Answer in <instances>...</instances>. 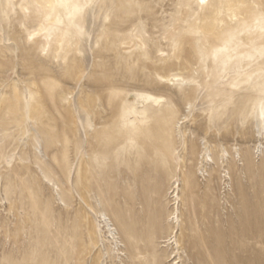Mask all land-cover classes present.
Listing matches in <instances>:
<instances>
[{"label": "rangeland", "instance_id": "1", "mask_svg": "<svg viewBox=\"0 0 264 264\" xmlns=\"http://www.w3.org/2000/svg\"><path fill=\"white\" fill-rule=\"evenodd\" d=\"M34 5L0 12V264H264V0H110L28 55Z\"/></svg>", "mask_w": 264, "mask_h": 264}, {"label": "bare ground", "instance_id": "2", "mask_svg": "<svg viewBox=\"0 0 264 264\" xmlns=\"http://www.w3.org/2000/svg\"><path fill=\"white\" fill-rule=\"evenodd\" d=\"M10 1L14 0H0V12L3 11L7 13L10 11L6 6L10 3ZM40 1L41 0H33L35 5L33 6L32 14H30L29 11H26V7L21 8L23 11L22 15H20L19 17L20 19H22L20 22L21 27H27L28 25H30L29 21L35 19V24L33 23L34 27L32 31L26 34L23 40V44L20 45V47L23 45L21 51L23 53H28V55V46L24 44L28 39H30L29 37H31L33 42H37L41 37L47 39L51 31L54 28L60 26L61 23L65 27H75L79 30L82 29L83 32H87V29H89L91 24L96 20L95 14H97L98 17L102 13H104L110 0H44L43 4H40ZM197 1L198 4H200V0ZM12 11V14H10L7 19L12 22L10 25L12 26V29H14L16 26V24H13L14 14L16 13V10ZM57 13H59V15H57ZM34 15H37L38 17L33 18ZM9 30L10 29L3 28L0 34V42H8L9 40L13 39L9 36ZM46 43H49L48 40L46 41ZM162 79L170 82L176 78L175 76H170L162 77ZM137 98L153 102H157L159 100V97H156L150 93H138ZM257 133L262 134L260 127H257ZM262 144V142H258L257 150L264 152V147H262ZM193 151H195L194 148ZM48 182L50 183V180H48ZM98 216L100 217V219L104 217L103 221L101 220V222H104L105 228H107L108 231L114 229L112 227L113 223H111L109 218L106 217L105 213L101 212V216Z\"/></svg>", "mask_w": 264, "mask_h": 264}, {"label": "snow or ice", "instance_id": "3", "mask_svg": "<svg viewBox=\"0 0 264 264\" xmlns=\"http://www.w3.org/2000/svg\"><path fill=\"white\" fill-rule=\"evenodd\" d=\"M205 3V0H200V4L203 5ZM31 39V37H29ZM262 116H264V106H262Z\"/></svg>", "mask_w": 264, "mask_h": 264}]
</instances>
